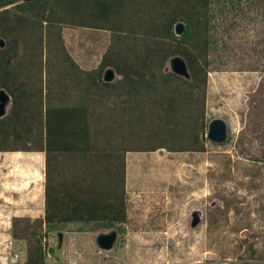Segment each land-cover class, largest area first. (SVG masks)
<instances>
[{
	"label": "trees",
	"instance_id": "1",
	"mask_svg": "<svg viewBox=\"0 0 264 264\" xmlns=\"http://www.w3.org/2000/svg\"><path fill=\"white\" fill-rule=\"evenodd\" d=\"M215 1L0 0V89L11 102L0 117V151L45 154L43 219H12L11 236L27 242L23 264H50L37 232L43 225L124 232L126 152L205 150ZM63 26L110 32L97 67L74 62ZM174 56L188 77L166 69ZM107 68L119 78L104 81Z\"/></svg>",
	"mask_w": 264,
	"mask_h": 264
},
{
	"label": "rangeland",
	"instance_id": "2",
	"mask_svg": "<svg viewBox=\"0 0 264 264\" xmlns=\"http://www.w3.org/2000/svg\"><path fill=\"white\" fill-rule=\"evenodd\" d=\"M213 7L205 113L208 124L225 123V140L207 138L204 151L126 152L124 232L96 223L46 232L43 225L46 262L264 264V3L216 0ZM10 108L9 100L5 115ZM20 152H42L45 170L43 151ZM19 217L35 225L44 215ZM13 218L0 210V264L15 253L16 264L26 259L27 242L11 236ZM111 231L114 244L103 250L97 237Z\"/></svg>",
	"mask_w": 264,
	"mask_h": 264
},
{
	"label": "crops",
	"instance_id": "3",
	"mask_svg": "<svg viewBox=\"0 0 264 264\" xmlns=\"http://www.w3.org/2000/svg\"><path fill=\"white\" fill-rule=\"evenodd\" d=\"M61 33L67 52L81 69L98 66L109 44L108 30L63 26ZM0 210L12 217L44 215L42 152H0Z\"/></svg>",
	"mask_w": 264,
	"mask_h": 264
},
{
	"label": "water",
	"instance_id": "4",
	"mask_svg": "<svg viewBox=\"0 0 264 264\" xmlns=\"http://www.w3.org/2000/svg\"><path fill=\"white\" fill-rule=\"evenodd\" d=\"M22 1H30V0H22ZM184 30V26L182 23H177L175 25L174 31L176 34H181ZM4 46L3 39L0 38V47ZM169 68L170 71L173 73L188 77L189 71L187 69V65L185 60L180 56H174L169 60ZM116 76L115 71L112 68H107L103 75L104 81H112ZM10 96L4 89H0V117L4 116L6 113L5 107L9 103ZM206 137L212 141V142H222L226 138V125L225 123L220 119H214L212 120L207 127ZM198 221V218L196 217L193 220V225H195ZM62 239V234L59 233V241ZM116 239V232L111 231L107 234H100L97 237V244L98 246L103 250H109L114 244V241Z\"/></svg>",
	"mask_w": 264,
	"mask_h": 264
},
{
	"label": "built area",
	"instance_id": "5",
	"mask_svg": "<svg viewBox=\"0 0 264 264\" xmlns=\"http://www.w3.org/2000/svg\"><path fill=\"white\" fill-rule=\"evenodd\" d=\"M19 255L18 254H13L9 258L8 262H5V264H16L18 262Z\"/></svg>",
	"mask_w": 264,
	"mask_h": 264
}]
</instances>
